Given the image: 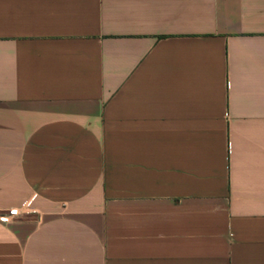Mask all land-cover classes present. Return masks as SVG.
Instances as JSON below:
<instances>
[{"label":"crops","instance_id":"obj_1","mask_svg":"<svg viewBox=\"0 0 264 264\" xmlns=\"http://www.w3.org/2000/svg\"><path fill=\"white\" fill-rule=\"evenodd\" d=\"M0 264H264V0H0Z\"/></svg>","mask_w":264,"mask_h":264},{"label":"built area","instance_id":"obj_2","mask_svg":"<svg viewBox=\"0 0 264 264\" xmlns=\"http://www.w3.org/2000/svg\"><path fill=\"white\" fill-rule=\"evenodd\" d=\"M36 210L30 203L25 204L22 208H12L5 211H0V220L6 223L13 222L18 219L31 217V214Z\"/></svg>","mask_w":264,"mask_h":264},{"label":"rangeland","instance_id":"obj_3","mask_svg":"<svg viewBox=\"0 0 264 264\" xmlns=\"http://www.w3.org/2000/svg\"><path fill=\"white\" fill-rule=\"evenodd\" d=\"M35 217L39 222H41L44 219V214L41 211L36 210L31 214V217Z\"/></svg>","mask_w":264,"mask_h":264}]
</instances>
